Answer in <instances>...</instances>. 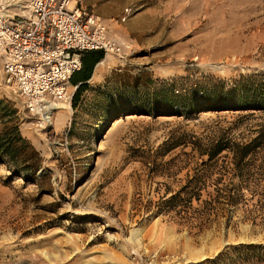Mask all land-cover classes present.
Wrapping results in <instances>:
<instances>
[{
  "label": "rangeland",
  "instance_id": "1",
  "mask_svg": "<svg viewBox=\"0 0 264 264\" xmlns=\"http://www.w3.org/2000/svg\"><path fill=\"white\" fill-rule=\"evenodd\" d=\"M7 1L16 14L26 2ZM81 4L105 15L110 33L126 49L121 59L103 55L75 108L71 100L68 110H54L52 126H40L38 117L23 112L0 73V110L16 111L21 136L41 157V170L28 181L24 172L0 163V264H264V146L232 177L241 188L236 203L212 204L201 224L179 225L173 213L146 211L183 185L191 167L176 174L170 161L182 146L153 158L159 147L211 139L241 145L257 135L261 112H154L164 88L187 92L196 80L264 73V0ZM125 9L131 15L122 22ZM77 88L70 83L69 92L74 96ZM154 159L169 162L167 174L148 173L145 162ZM233 167L231 153L223 151L202 201L229 188ZM218 171L223 178L216 188ZM192 207L202 209L197 202ZM133 230L140 248L129 239ZM248 245L253 247H240Z\"/></svg>",
  "mask_w": 264,
  "mask_h": 264
},
{
  "label": "trees",
  "instance_id": "2",
  "mask_svg": "<svg viewBox=\"0 0 264 264\" xmlns=\"http://www.w3.org/2000/svg\"><path fill=\"white\" fill-rule=\"evenodd\" d=\"M103 55L101 51L86 52L82 55L80 70L70 78L72 85H79L72 98L74 108L91 78L94 66L102 61ZM161 96L162 106L154 112L159 116H190L202 111H238L248 112L244 117H252L255 112L264 113V73L228 81L196 80L187 92L180 88H164L161 90ZM15 115L16 111L11 107L0 110V120L3 122V128L0 131V163L11 166L13 171L24 172L25 181L33 180L41 170V157L36 149L21 136ZM179 146H182L181 151L170 162H175L176 174L191 166L185 175L184 184L172 193L165 192L157 202H150L146 211L155 210V214L162 211L173 213L172 217L178 220L179 225L190 224L189 226L193 227L194 222L201 224L205 212L212 204L220 205V200L225 201L227 206L236 203L237 197H240L241 188L232 183V177L242 174L245 169L241 164L246 159L257 157L258 149L264 146V122L258 125L257 135L247 144H230L224 139H211L205 143L197 140L190 142V145L174 142L159 147L153 158L157 159L155 155L160 157L166 155ZM188 146L190 151L186 152L185 148ZM223 151L231 153L234 164L229 172L231 182L226 185L229 188L217 189L213 198L202 201V192L211 180L219 155ZM156 159L145 162L148 173L167 174L164 166H168L169 162L161 164L157 163ZM218 174L214 180L216 188L223 178L221 171H218ZM193 202L201 203L202 209H194ZM240 247L248 249L253 246Z\"/></svg>",
  "mask_w": 264,
  "mask_h": 264
},
{
  "label": "built area",
  "instance_id": "3",
  "mask_svg": "<svg viewBox=\"0 0 264 264\" xmlns=\"http://www.w3.org/2000/svg\"><path fill=\"white\" fill-rule=\"evenodd\" d=\"M81 3L26 0V15L10 17L6 0H0L2 83L19 100L23 112L38 117L37 121L48 113L52 118L54 110L49 108L55 103H71L70 78L80 70L84 53L101 51L121 59L126 49L105 21ZM129 10H124L122 22L131 15Z\"/></svg>",
  "mask_w": 264,
  "mask_h": 264
},
{
  "label": "bare ground",
  "instance_id": "4",
  "mask_svg": "<svg viewBox=\"0 0 264 264\" xmlns=\"http://www.w3.org/2000/svg\"><path fill=\"white\" fill-rule=\"evenodd\" d=\"M6 3H8V7H13L14 6V4H13V6H10L9 5V2L6 0ZM17 7H19L18 9H19V11H20V14H16V13H13V12H11V10H9V8H8V11H7V13H8V16H10V17H13V16H19V17H24L25 15H26V11H25V7H22V6H20V5H18ZM221 49V48H220ZM223 52V51H222ZM230 56V55H229ZM108 57H106V59H107ZM196 58V57H195ZM103 62L104 61H102V62H100V63H98L97 64V66H96V68H98L100 65H102L103 64ZM95 68V69H96ZM98 71V69H96V72ZM2 80V79H1ZM3 84V83H2ZM68 104V105H67ZM67 104H65V102H57V103H55L54 105H52L51 106V108H49V109H52V110H55V114H56V112L57 111H59V110H68V106H69V103H67ZM50 114H52V113H48V115L47 116H42V121L40 120L39 122H41V126H43V125H53V121L51 122V124L50 123H48L49 121H51V116H50ZM131 236L132 237H130L129 239H130V241L131 242H133V244L135 245V247H137V248H140V246H141V243H140V238H139V233H138V231L137 230H133V232L131 233ZM134 255H136V254H134ZM141 260V259H140ZM152 263V262H151Z\"/></svg>",
  "mask_w": 264,
  "mask_h": 264
},
{
  "label": "crops",
  "instance_id": "5",
  "mask_svg": "<svg viewBox=\"0 0 264 264\" xmlns=\"http://www.w3.org/2000/svg\"><path fill=\"white\" fill-rule=\"evenodd\" d=\"M93 12V11H92ZM94 13V12H93ZM95 14V13H94ZM98 9L96 10V16H98V17H100L102 20H104V21H108L109 19H107L106 18V16L105 15H102V14H98ZM94 75H92V77H93Z\"/></svg>",
  "mask_w": 264,
  "mask_h": 264
},
{
  "label": "water",
  "instance_id": "6",
  "mask_svg": "<svg viewBox=\"0 0 264 264\" xmlns=\"http://www.w3.org/2000/svg\"><path fill=\"white\" fill-rule=\"evenodd\" d=\"M79 86V85H78Z\"/></svg>",
  "mask_w": 264,
  "mask_h": 264
}]
</instances>
